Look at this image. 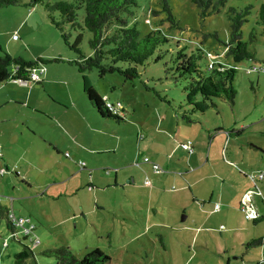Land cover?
<instances>
[{"label":"rangeland","instance_id":"rangeland-1","mask_svg":"<svg viewBox=\"0 0 264 264\" xmlns=\"http://www.w3.org/2000/svg\"><path fill=\"white\" fill-rule=\"evenodd\" d=\"M28 1L0 7V53L26 62L36 57L58 60L43 65L38 86L11 80L0 85V121L4 120L0 134L12 139L3 150L5 161L0 159V166L7 168L0 175V197H8L7 203L13 198L14 213L34 224L32 235L39 240L32 246L36 263L55 264L40 250L67 245L78 257L99 248L110 258L106 264H205L202 250L213 256L209 260L219 257L217 244L225 236L233 239L237 251L230 255L232 264L260 262L264 247L245 249L244 245L264 235V219L254 224L239 208L242 193L254 187L257 213H264V177L255 184L248 178L264 176V33L255 22L260 0H223L216 12L204 18L189 0H167L177 27L166 20L167 12L158 0H136L130 21L137 23L140 36L158 29L187 52L199 49L201 69L208 61L235 69L233 102L214 99V107L191 114L190 122L180 116L188 110L182 89L186 80L165 75L166 56L147 63L140 78L132 81L116 73L99 77L95 69L81 73L67 63L77 54L65 45L47 10L41 4L30 7ZM247 4L252 6L241 36L251 58L229 53L233 44L228 9L240 10ZM82 16L80 12L79 21ZM251 31L254 39L248 42ZM64 32L70 34L68 43L79 32L78 48L83 54L91 51L88 31L65 27ZM83 78L105 102L120 103L116 109L122 120L97 114L82 92ZM145 87L156 89L169 103ZM47 140H55L60 153ZM188 142L192 154L181 148ZM247 147L256 156L244 152ZM135 159L140 166L133 164ZM195 162L200 166L193 172L189 165ZM152 164H158L163 174H156ZM163 175L172 179L161 181ZM145 176L151 186L143 188ZM153 186L158 194L149 197ZM215 201L221 209L209 214ZM203 219L206 226L195 233ZM4 221L1 217L0 264H13L15 254L30 242L12 238ZM205 238L207 249L199 247ZM239 252L243 260L234 262Z\"/></svg>","mask_w":264,"mask_h":264},{"label":"trees","instance_id":"trees-1","mask_svg":"<svg viewBox=\"0 0 264 264\" xmlns=\"http://www.w3.org/2000/svg\"><path fill=\"white\" fill-rule=\"evenodd\" d=\"M21 0H0V7L9 5H18ZM199 10V16L204 18L217 11L218 5L223 0H189ZM162 9L167 12V19L172 26L177 27L174 16L170 12L167 0H158ZM41 4L47 10L50 22L60 32L61 38L65 45L73 50L77 57L68 59L67 63L74 65L81 73L95 69L98 76L102 77L107 74L116 73L126 81H132L140 78L143 67L153 61H160L165 56L167 62L164 64V73L170 75L174 81L178 78L186 80L184 85V103L188 107L187 112L181 113V118L191 121V114L204 113L208 108L214 107V99H225L230 103L235 97V90L232 86L235 69L227 68L219 63L209 62L204 69H201L198 60L201 57L199 49L195 51H186V47L179 41L170 40L160 30L154 29L140 36L137 23L130 21V15L134 13L133 6L136 0H29L26 5L32 7ZM250 4L245 5L242 9L236 10L234 7L228 9L231 14L230 23V44L229 53L236 57L251 58L252 54L247 50V42L242 41L241 26L247 21V15L251 9ZM55 12L54 17L51 12ZM82 12V19L79 21V13ZM256 24L261 26L264 33V0H260L256 13ZM110 26L111 30L106 31ZM67 27L70 31L86 30L91 35L88 39V45L91 51L83 54L78 45L80 43V33L78 32L71 43H68L67 37L70 34L65 33ZM254 39V31L248 36V42ZM173 43V45L171 44ZM57 61L36 57L32 62H26L21 57H9L7 53H0V85L10 80L25 81L26 85L30 82L28 71L32 68H42L49 61ZM32 83V82H31ZM40 84V81L37 82ZM153 91L161 101L169 103L164 97H161L156 89L145 87ZM82 92L85 94L87 101L96 110L101 117L109 118L114 121L122 120L105 107V101L96 93L90 85L88 79L83 78ZM142 138L141 133L138 139ZM0 175L7 171V168H0ZM15 171V170H14ZM18 176L17 172H14ZM8 210L0 209V218L6 220L7 227L11 232L13 226L6 218ZM14 213V212H13ZM15 214V213H14ZM16 215V214H15ZM264 219V213H257L252 218L254 224ZM33 224V223H32ZM33 229L35 226L33 224ZM10 232V233H11ZM22 235V234H20ZM30 237H20L18 240L29 239ZM31 243V241H29ZM39 243V240L38 242ZM36 243V244H37ZM35 244V245H36ZM34 246V245H33ZM253 246L264 247V235L254 237L245 243V249ZM40 254L52 258L55 264H106L110 258L99 248H91L85 251L80 257L76 256L72 249L67 245H61L57 248L49 247L40 250ZM13 264H37L34 258L32 245H22V249L14 256ZM258 264H264L263 257Z\"/></svg>","mask_w":264,"mask_h":264},{"label":"crops","instance_id":"crops-1","mask_svg":"<svg viewBox=\"0 0 264 264\" xmlns=\"http://www.w3.org/2000/svg\"><path fill=\"white\" fill-rule=\"evenodd\" d=\"M14 37V36H13ZM45 71H47V70H45ZM12 81V80H11ZM41 81L42 80H40V83H41ZM9 82V81H8ZM14 82H17V81H14ZM19 83V82H18ZM19 84H23V83H19ZM34 84H36V86H38L39 84L38 83H34ZM24 85V84H23ZM8 101H11V99L9 98L8 99ZM0 105H1V103H0ZM0 122H4V120H1ZM222 129L221 128H219V130L217 131V132H220ZM227 134V133H226ZM227 136H229L228 134H227ZM49 139V138H48ZM257 139V138H256ZM228 139H226V141H227ZM10 141H12V139H11V136H5V135H2V134H0V159L2 160V161H5L4 160V154H3V150H4V148H9V144H10ZM48 142H49V140H47ZM50 144L49 145H53V150L56 152V153H60L59 151H60V148H58L59 146L57 145V142L55 141V140H51V142H49ZM198 143V142H197ZM226 146V145H225ZM252 148H254V150H256V151H259V154H260V157H262L263 155L261 154V153H263V152H261L260 153V150H259V148H257L256 146H251ZM236 148H237V150H242V148H239V147H237L236 146ZM226 149V147H224V144H223V148H222V152L224 151ZM245 151L244 152H246L248 155L252 152V155L253 156H256V153L255 152H253V151H250V148L249 147H247V148H245L244 149ZM241 152H243V151H241ZM193 153V146H192V151H191V154ZM258 154V153H257ZM50 156H51V154H50ZM232 156H234L235 157V153H234V155H232ZM5 159H6V157H5ZM235 161H237V160H235ZM235 161H233V163H237V162H235ZM241 162H243L242 160H240ZM5 163V162H4ZM133 164L135 165V166H140V164H141V162H138L137 161V159H135V162H133ZM5 165L7 166V164L5 163ZM195 166H190L189 165V168H192L193 169V172L194 171H196L197 170V168H199V166H200V164H198V163H196L195 162V164H194ZM152 166H153V164H152ZM0 168H1V166H0ZM163 172V170L161 171V172H158V173H156V174H163L162 173ZM245 174H243V176H244ZM168 176V175H167ZM165 177V175H163V177L161 178V181H166V180H168V179H172V177L171 176H169V177ZM117 177V172H113V182H116V178ZM264 177V176H263ZM131 179H132V177H131ZM145 180H148V178H147V176H145V178H144ZM22 182H24V183H27L26 182V180L25 179H20ZM145 180L143 181V183L142 184H140L141 186L140 187H143V188H146V187H150L151 186V182L148 180V184H145ZM174 180V179H173ZM127 182H130V180L128 179L127 180ZM191 185H193L194 186V183H192ZM191 185H188V188H190L191 187ZM158 185H156L155 186V188L157 187ZM182 187H186V185H182ZM155 188H154V186L153 187H151V190H150V192H148V196L149 197H151L153 194L155 195V194H158V193H153V190H155ZM168 190H170V188H167ZM175 189V188H174ZM0 191H1V189H0ZM157 191V190H156ZM193 191V190H192ZM194 192V191H193ZM193 192H192V194H193ZM153 193V194H152ZM244 193V192H243ZM243 193H242V195H243ZM242 195L240 196V198H239V200H240V203H241V198H242ZM3 196V195H2ZM193 196V198L194 197H197V196H194V194L192 195ZM220 197H222L221 195H220ZM7 200H8V197H6V196H3V197H0V209H2L3 211H6V210H12L13 211V208H12V200H13V198H9V202L7 203ZM215 202H217L218 204H219V209L217 210V211H215L214 210V204H213V206H212V208L209 210V214L210 213H213V212H219L220 211V209H221V205H220V203L218 202V201H215ZM214 202V203H215ZM240 203H239V208H240ZM251 203L253 204L252 205V207H253V209L254 210H256L257 211V209H256V206H255V201H254V197H252L251 198ZM8 205H10V207L8 208ZM147 207H149V205L147 206ZM14 212V211H13ZM222 212V215L223 216H225V214H226V212L223 210V211H221ZM17 215V214H16ZM185 218V216H182V219H184ZM5 220V219H4ZM222 221H224V219H222ZM5 222V227H6V229H8L9 230V228L7 227V223H6V220L4 221ZM202 222H204V219L201 221V222H199V225H197L196 227H194V230H195V233L198 231V232H201V230L203 229V227L204 226H206L205 224H203ZM200 223H202V224H200ZM223 223H220L219 224V226L221 227L222 226V228H223V225H222ZM207 230H210V228H206ZM205 236V235H204ZM224 239V241L223 242H219L218 244H217V252L219 253V257H214V258H210V260L207 258V257H213L212 255H207V253L206 252H204V250H202L203 252H202V258H204V262H205V264H232L233 262H230V260H231V258H230V255L231 254H233L234 252L236 253L237 251L235 250H233L234 249V247H233V239L232 240H227L226 239V236L223 238ZM204 241H205V243L203 244V245H199V247H204V246H207V247H205L206 249L210 246V244H209V242H208V239L207 238H205L204 239ZM198 247V248H199ZM163 259H164V257H163ZM237 259H239L240 261H242L243 260V257L241 256V252H239V256H235V257H233V260H234V262H237ZM156 261V263H158V260H155ZM171 262L169 261L167 264H170ZM184 264V263H183ZM199 264H201V263H199Z\"/></svg>","mask_w":264,"mask_h":264},{"label":"built area","instance_id":"built-area-1","mask_svg":"<svg viewBox=\"0 0 264 264\" xmlns=\"http://www.w3.org/2000/svg\"><path fill=\"white\" fill-rule=\"evenodd\" d=\"M41 72H42V68L29 69V71H28V78L29 79L28 80L32 83L39 82L41 79V75H40ZM21 83L25 84L26 82L21 81ZM117 106H120L119 102H116L115 104H112L109 102L105 103V107L108 108L109 111H111L112 113H117V109H116ZM181 148L189 150L190 153L192 151V146H191L190 142L182 143ZM152 168H153V171L155 173L162 171L161 167L158 164H153ZM0 172L2 173L3 170H1ZM261 177H263V173L248 175V178L253 183L256 181V179H259ZM145 184H148V180H145ZM256 194H257V192H256L255 188L252 187L241 198L240 210L244 212L246 219H252L257 215V211L253 209V207H252L253 204L251 203V198ZM218 209H219V204L217 202H215L214 203V210L217 211ZM252 211L256 213L255 216L253 215L254 217L251 215ZM6 218L11 223V225L13 226V229H14V231L10 233V236L12 238L18 240L19 238L16 236V234L19 233V234H22L24 237H30L29 241H31L30 244L32 246L38 242V238H36L32 235L33 234V228H34L32 223H30L28 220L24 219L22 216L15 215L12 210L7 211ZM221 228H222V226H221ZM3 245L4 246L6 245L5 241L3 242Z\"/></svg>","mask_w":264,"mask_h":264}]
</instances>
